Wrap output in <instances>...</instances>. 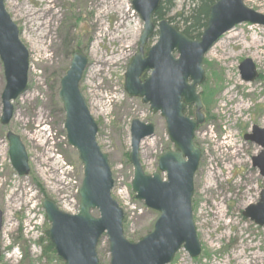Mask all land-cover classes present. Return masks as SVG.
<instances>
[{"label": "rangeland", "instance_id": "374dc122", "mask_svg": "<svg viewBox=\"0 0 264 264\" xmlns=\"http://www.w3.org/2000/svg\"><path fill=\"white\" fill-rule=\"evenodd\" d=\"M49 1L55 2L54 12L58 15L53 20L48 14L42 17L47 16L45 22L52 21L42 34L38 31L41 22H37L47 7L42 0H5V9L29 51L30 70L26 92L13 102L14 117L10 125L4 127L0 123V209L4 214L0 264H56L43 256L50 229L43 201L52 200L63 212L79 211L77 191L83 181V167L77 152L67 143L59 100L60 81L75 53L88 59L80 90L98 125L97 142L109 159L115 181L112 197L124 211V234L131 243L150 234L159 218L158 213L136 200L131 188L133 168L126 160V154L131 151V123L139 120L156 129L155 135L144 140L140 147L146 175L156 173L159 157L174 150L164 120L152 115L140 99L130 98L125 92V74L139 53L144 30L143 21L132 7L133 0ZM173 3L169 16L175 17V21L171 25L180 28L182 19L177 16L188 13L200 0H173ZM244 3L264 15V0H244ZM123 36L126 45L121 44ZM38 40L44 44L43 52L35 47L39 46ZM157 41L158 31L148 41L145 54ZM253 41L260 42L263 48L251 47ZM218 43L212 54L209 55L210 51L204 58L206 81L197 90L210 116L195 137L202 158L194 178L192 207L202 252L199 257L191 258L182 249L170 264H248L253 257H257L255 264H264V226L243 216L249 206L258 204L264 190V178L252 167V155L256 156L258 149L244 140L252 126L264 129V26H237ZM112 53L113 57H121L120 60L116 64L105 63ZM244 60H251L257 69L258 79L253 83L244 82L240 75L239 66ZM5 85L0 61V118ZM249 90L254 91L253 96H246ZM208 91L215 92L210 106L203 100ZM226 92H230L228 97ZM230 98L234 99L231 103ZM243 103L249 108L243 113L223 110ZM223 127L227 129L226 135L233 133L239 153L232 146L220 144L227 137ZM8 132L20 137L26 149L28 176H19L11 165ZM16 199L20 200L18 204L9 202ZM93 216L98 218L99 213L95 211ZM41 239L44 241L40 242ZM23 251L29 255L27 260H23ZM97 253L100 264H110L105 236Z\"/></svg>", "mask_w": 264, "mask_h": 264}, {"label": "water", "instance_id": "95a60500", "mask_svg": "<svg viewBox=\"0 0 264 264\" xmlns=\"http://www.w3.org/2000/svg\"><path fill=\"white\" fill-rule=\"evenodd\" d=\"M162 0H133L132 7L144 23L139 40V53L125 74V92L130 98L150 106V113L159 114L166 123L174 150L159 157L158 172L146 175L141 164L142 142L155 134L150 123L134 120L130 127L129 163L133 168L131 188L136 200L159 214L153 231L137 243L124 234V211L112 197L115 187L109 159L97 142L99 128L80 83L88 59L75 53L69 70L61 79L59 100L64 112V130L68 145L77 152L83 167L79 191V212H62L51 200L44 199L43 209L50 225L49 240L55 253L65 264H100L98 245L105 236L109 242L110 264H170L180 250L191 258L201 255L202 247L193 218L194 178L202 153L194 144L198 128L205 119L203 104L197 93L206 80L204 58L214 45L237 26H264V15L248 8L244 0H216L210 8L206 28L200 40H191L178 32L167 20L155 24V15ZM158 28V41L145 54L144 49ZM177 55V57H176ZM30 54L20 40L18 27L0 0V61L6 85L2 93L0 123L7 127L14 117L13 102L27 90ZM242 80L258 78L251 60L239 66ZM150 76L142 81L144 74ZM184 106H194L196 117L183 114ZM9 158L19 176L30 173L29 158L20 137L7 133ZM245 139L256 143L261 152L253 165L264 177V129L253 127ZM163 176L165 178H163ZM97 211L99 217L93 216ZM243 216L264 226V190L260 201L249 206ZM4 214L0 209V235ZM1 257V249H0Z\"/></svg>", "mask_w": 264, "mask_h": 264}, {"label": "trees", "instance_id": "16d2710c", "mask_svg": "<svg viewBox=\"0 0 264 264\" xmlns=\"http://www.w3.org/2000/svg\"><path fill=\"white\" fill-rule=\"evenodd\" d=\"M216 3V0H200L199 5L195 8L190 9L188 13H181L177 16V18L182 19V27L176 28V30L182 32L186 37L191 40H198L201 38L203 31L207 25V19L209 15L210 8ZM174 9L173 0H162L161 6L155 15V22H160L162 20H168L170 23L175 21V17L171 18L169 15L171 11ZM185 12V11H184ZM214 98V92L208 91L206 99L203 98L204 103L205 101L207 104L212 105ZM129 155L126 154L127 163ZM42 194H45V191L40 187ZM48 199V198H45ZM44 239L40 240L43 242ZM24 252V259L27 260L29 255L27 252ZM43 256L49 260L50 263L56 264H64L61 259H59L55 253L53 245L47 239V246L44 248Z\"/></svg>", "mask_w": 264, "mask_h": 264}, {"label": "bare ground", "instance_id": "6f19581e", "mask_svg": "<svg viewBox=\"0 0 264 264\" xmlns=\"http://www.w3.org/2000/svg\"><path fill=\"white\" fill-rule=\"evenodd\" d=\"M43 1V3L44 4H46L47 5V7H46V11L44 12V13H42V15H38L39 16V18H38V21L37 22H41V24L39 25V27H38V31H39V33H42V34H44V31L43 30H45V28H48L49 27V24H51L52 23V21H51V23L49 22V21H47V22H45L46 21V17H45V19H43L42 17H44L45 15H49V19L50 20H53V19H55L56 17H57V15H58V13H56V12H54V10H55V7H54V5H55V2H51V1H49V0H42ZM113 3H115L114 2V0H113ZM34 15H36V14H32L31 16H34ZM136 28H138V26H136L135 25V29ZM137 32V31H136ZM43 38H44V36H42L41 38H39L40 40H43ZM116 39H119V38H116ZM40 40H38V44H39V46H35L37 49L39 48L42 52H43V50H42V48H41V46H44V44H43V42H41ZM121 40V44L122 45H126V41H125V38H124V36L120 39ZM218 45H220V42L216 45V46H218ZM215 46V47H216ZM258 47L259 49H260V47L261 48H263V46H262V44L260 43V42H256V41H253L252 42V44H251V47ZM215 49V48H214ZM47 50V49H46ZM214 51V50H213ZM41 52V53H42ZM210 54H212V51L209 53V55ZM113 55H114V53H112L111 54V58H110V60L109 61H104L105 63H117L119 60H120V58L121 57H113ZM264 55V54H263ZM260 56V54L259 55H256V57H259ZM98 66V65H97ZM220 88H219V90L216 92V96H217V94L220 92ZM214 92V91H213ZM248 95H246V96H253V94H254V91L253 90H249L248 91ZM214 95H215V92H214ZM230 95V92L229 93H225V96L226 97H228ZM216 96H215V103L217 104V99H216ZM234 99H232V98H230L228 101H229V103H231L232 101H233ZM223 104V103H222ZM223 110H224V112H233V113H239V111H240V113H243L244 111H248L249 110V108L247 107V106H245V104L243 103V104H238V105H231V106H229V108L228 107H223ZM225 116H227V118H231V115L229 114V113H226L225 114ZM229 121V120H228ZM228 121H226V122H228ZM225 122V123H226ZM229 131V130H228ZM223 133H224V136H227L225 139H222V140H220L221 142H220V144L222 145H224V147H231L232 146V148H233V151L235 150L236 151V149H237V152L239 153L240 152V149H239V147L237 146V144L235 143V137H234V135H233V133H228L227 135H226V133H227V129H226V127H223ZM9 202L13 205V204H18L19 202H20V200L18 199H16L15 201H12V200H9ZM7 210H10L8 207H7ZM256 259H257V257H253L252 259H251V261H249V263L248 264H253L254 263V261H256ZM241 264H244L243 262L241 263ZM247 264V263H246ZM255 264V263H254Z\"/></svg>", "mask_w": 264, "mask_h": 264}, {"label": "flooded vegetation", "instance_id": "af4514ba", "mask_svg": "<svg viewBox=\"0 0 264 264\" xmlns=\"http://www.w3.org/2000/svg\"><path fill=\"white\" fill-rule=\"evenodd\" d=\"M204 68H205V66H204ZM256 71H257V69H256ZM206 72V71H205ZM258 73V72H257ZM150 76V73H147V74H144L143 75V77H142V81H144L145 79H147L148 77ZM258 79V78H257ZM256 79V80H257ZM255 80V81H256ZM254 81V82H255ZM251 83H253V82H251ZM201 96V95H200ZM202 99V98H201ZM141 100V99H140ZM141 102H142V100H141ZM143 104V103H142ZM144 105V104H143ZM148 107H149V112H150V106L149 105H147ZM201 113H202V115L204 116V119H205V122H204V124L203 125H201L199 128H198V130H197V132L199 131V129L202 127V126H204V125H206L208 122H209V120H210V116L208 115V113H207V111H206V109H205V107H204V105H203V109H202V111H201ZM183 114H184V116L185 117H188V118H191V119H195V117H196V108L194 107V106H184V109H183ZM153 115V114H152ZM157 115H159V114H157ZM160 116V115H159ZM161 117V116H160ZM162 118V117H161ZM163 119V118H162ZM164 120V119H163ZM164 122H165V120H164ZM10 125V124H9ZM8 125V126H9ZM165 125H166V123H165ZM7 126V127H8ZM154 126V125H153ZM253 127L254 126H252L251 127V132L250 133H247L246 135H250L251 133H252V131H253ZM155 128V127H154ZM156 130V129H155ZM166 131H167V128H166ZM197 132H196V134H197ZM9 133V132H8ZM196 134H195V137H196ZM155 135V134H154ZM168 135V134H167ZM245 135V136H246ZM7 136V135H6ZM245 136H244V140L249 144V145H252L253 147H257V149H258V151H257V155L256 156H253L252 155V167H253V169L254 170H258L259 171V174H260V170L258 169V168H255L254 167V165H253V158L254 157H257L259 154H260V152H261V148L256 144V143H253V142H251V141H247L246 139H245ZM151 138V137H150ZM66 140H67V138H66ZM146 140V139H145ZM170 141V140H169ZM171 143V142H170ZM172 144V143H171ZM194 144H195V138H194ZM195 146H196V144H195ZM197 147V146H196ZM174 148V147H173ZM198 148V147H197ZM166 153V152H165ZM202 158V157H201ZM141 159V158H140ZM159 161V160H158ZM142 164V163H141ZM143 167V166H142ZM30 168V167H29ZM159 171V170H158ZM157 171V172H158ZM145 172V171H144ZM146 174V173H145ZM260 176H261V174H260ZM262 177V176H261ZM262 178H264V177H262ZM79 191H80V188H79V190L77 191L78 192V196H79ZM263 191V190H262ZM261 191V192H262ZM50 200V199H49ZM52 201V200H51ZM56 204V203H55ZM57 205V204H56ZM79 205H80V200H79ZM58 206V205H57ZM58 208H59V206H58ZM61 211H62V209L61 208H59ZM64 210V209H63ZM63 212V211H62ZM75 212H76V210H70L69 211V213L67 212V210L65 211L64 210V213H67V214H71V215H75Z\"/></svg>", "mask_w": 264, "mask_h": 264}]
</instances>
